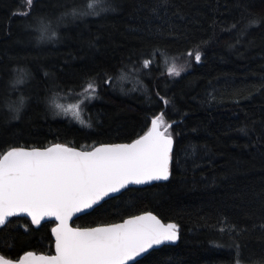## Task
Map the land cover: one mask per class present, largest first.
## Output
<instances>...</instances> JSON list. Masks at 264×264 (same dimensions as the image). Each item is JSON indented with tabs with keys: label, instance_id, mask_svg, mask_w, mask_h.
<instances>
[{
	"label": "trees",
	"instance_id": "obj_1",
	"mask_svg": "<svg viewBox=\"0 0 264 264\" xmlns=\"http://www.w3.org/2000/svg\"><path fill=\"white\" fill-rule=\"evenodd\" d=\"M88 3L0 0V154L131 143L163 112L169 179L129 186L72 225L151 212L179 238L141 264H264V0H96L98 15H72ZM67 98L84 99V125L59 114ZM54 226L10 219L0 256L55 254Z\"/></svg>",
	"mask_w": 264,
	"mask_h": 264
},
{
	"label": "snow or ice",
	"instance_id": "obj_2",
	"mask_svg": "<svg viewBox=\"0 0 264 264\" xmlns=\"http://www.w3.org/2000/svg\"><path fill=\"white\" fill-rule=\"evenodd\" d=\"M29 6L33 0H27ZM96 0L86 5L93 11L74 10L76 15H98ZM251 21V24H256ZM42 34L54 36L50 24L41 21ZM201 60V54H195ZM149 61L144 62L148 66ZM179 75L175 66L169 74ZM87 99L96 93V85L87 82L81 89ZM82 102V101H81ZM167 104V101H165ZM64 114L81 119V104L57 105ZM18 112L20 105L13 107ZM90 126V125H88ZM164 113L151 120V127L131 143L101 144L90 150L55 143L45 148L12 146L0 154V226L10 217L27 216L40 226L54 219V255L28 252L17 260L0 256V264H141L137 258L156 246L178 240V226L163 223L146 212L122 223L96 227H73L74 216L93 209L105 198L129 185H145L168 180L173 161L174 138Z\"/></svg>",
	"mask_w": 264,
	"mask_h": 264
},
{
	"label": "water",
	"instance_id": "obj_3",
	"mask_svg": "<svg viewBox=\"0 0 264 264\" xmlns=\"http://www.w3.org/2000/svg\"><path fill=\"white\" fill-rule=\"evenodd\" d=\"M29 149H31V148H29ZM79 150V149H78ZM161 181H166V180H161ZM129 186H132V185H129ZM128 186V187H129ZM127 187V188H128ZM127 188H125V189H122L121 190V192H119V193H115V194H112L110 197H108V198H105V201H101L100 202V204L99 205H95L94 206V208L93 209H89V210H86V214L85 213H79V214H77V216H74L73 217V220L70 222L71 224H73L74 223V221H76L77 219H79L80 217H82V216H85V215H88V214H90V213H92L96 208H98L99 206H101L103 203H105L106 201H108V200H110V199H113V198H115V197H118L119 195H121V193H123ZM21 216H24V215H21ZM15 217H19V216H15ZM26 219H28L30 222H31V218L30 217H27V216H24ZM12 218H14V217H10L9 219H8V221L10 220V219H12ZM158 218V217H157ZM161 220V219H160ZM162 221V220H161ZM48 222H53V223H55V221H54V219H50V218H46L44 221H42L41 222V225H43V224H45V223H48ZM163 222V221H162ZM7 223V222H6ZM120 223H122V222H120ZM164 223V222H163ZM166 224V223H165ZM40 225V226H41ZM34 226H36V225H34ZM73 226V225H72ZM1 227V226H0ZM36 227H39V226H36ZM74 227V226H73ZM178 237H179V233H178ZM53 238H54V241H55V237L53 236ZM178 241V240H177ZM177 241H175L174 243H172V242H169V243H165L164 245H160V246H156L154 249H152V250H149V253H146V254H144L143 255V257H141V258H137L138 260H142L145 256H147L148 254H150L153 250H155V249H159V248H161V247H163V246H165V245H172V244H175ZM36 255H41V254H37V253H35ZM43 255H45V254H43ZM54 255V254H53ZM23 257V256H22ZM21 257V258H22Z\"/></svg>",
	"mask_w": 264,
	"mask_h": 264
},
{
	"label": "rangeland",
	"instance_id": "obj_4",
	"mask_svg": "<svg viewBox=\"0 0 264 264\" xmlns=\"http://www.w3.org/2000/svg\"><path fill=\"white\" fill-rule=\"evenodd\" d=\"M86 97V96H85ZM87 99V97H86ZM82 101V102H81ZM83 102H84V99L83 98H77L75 100L71 99V98H67L65 101H63L60 105H62L63 107H68L70 104H81V119H82V105H83ZM58 112L60 115H63V116H67L71 119H73L74 121L78 122L73 116L71 113H68V114H64L59 108H58ZM80 123V122H79ZM93 147L92 146H89L87 148H83L84 150H90L92 149Z\"/></svg>",
	"mask_w": 264,
	"mask_h": 264
},
{
	"label": "bare ground",
	"instance_id": "obj_5",
	"mask_svg": "<svg viewBox=\"0 0 264 264\" xmlns=\"http://www.w3.org/2000/svg\"><path fill=\"white\" fill-rule=\"evenodd\" d=\"M60 120V119H59Z\"/></svg>",
	"mask_w": 264,
	"mask_h": 264
}]
</instances>
